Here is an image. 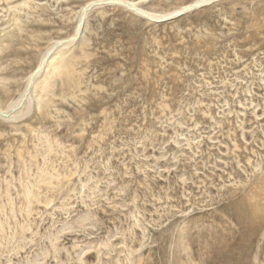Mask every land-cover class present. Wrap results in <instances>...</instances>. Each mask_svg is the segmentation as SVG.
Instances as JSON below:
<instances>
[{
    "label": "rangeland",
    "instance_id": "1",
    "mask_svg": "<svg viewBox=\"0 0 264 264\" xmlns=\"http://www.w3.org/2000/svg\"><path fill=\"white\" fill-rule=\"evenodd\" d=\"M92 1L0 0L4 107ZM145 21L91 7L69 76L0 120V264H264V0Z\"/></svg>",
    "mask_w": 264,
    "mask_h": 264
},
{
    "label": "bare ground",
    "instance_id": "2",
    "mask_svg": "<svg viewBox=\"0 0 264 264\" xmlns=\"http://www.w3.org/2000/svg\"><path fill=\"white\" fill-rule=\"evenodd\" d=\"M211 1L212 0H193L191 3L187 5H183L182 7L178 9L164 12V13H152L144 9V7L142 8L141 6L136 5L134 2H131L129 0H96V1L90 2L89 4H87L80 10L78 22L75 27L74 34L67 39L56 40L52 42L51 46L47 49V51L40 58L39 64L37 68L35 69V71L32 74H30L28 78L26 79L24 88L22 92L20 93V95L16 99L9 102V104L6 107H4L0 103V120H3L5 122H13V121L22 120L31 113L35 105L37 107H41L46 96L44 99H42V97L39 94L47 93V91L49 93L48 89H50V85H51L49 84V79H51V76L49 78V75H51V70L53 73L52 76L54 74L55 76L61 75L64 78L65 77L67 78L69 76L70 74L69 66L65 62L64 64H62L63 62L61 63L58 62V58L61 56L60 54L64 50L70 48L76 42H81L82 44L85 43L83 34L86 28V20H87L90 8L91 7L93 8L94 5L103 4V3H106V4L113 3L116 5L118 4L120 6L124 5L125 9H127L128 11H132V13L136 15L139 19H144L148 23L149 22L152 23V22H161L163 20L166 21V20L174 19L177 16H179L181 13L191 12L194 8L200 7L201 5L208 4ZM0 63L2 62L0 61ZM1 81L3 82L2 79ZM48 103L49 101L47 102V104ZM256 212L254 214L256 215L255 219L258 221V224L253 223L251 225V228H261L264 223V218L259 217L260 215L258 216ZM250 218L253 219V216H250Z\"/></svg>",
    "mask_w": 264,
    "mask_h": 264
}]
</instances>
